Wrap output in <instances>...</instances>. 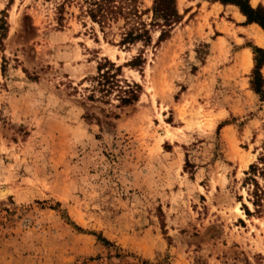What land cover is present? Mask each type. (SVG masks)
Here are the masks:
<instances>
[{
  "label": "rangeland",
  "instance_id": "374dc122",
  "mask_svg": "<svg viewBox=\"0 0 264 264\" xmlns=\"http://www.w3.org/2000/svg\"><path fill=\"white\" fill-rule=\"evenodd\" d=\"M154 1L101 27L84 0H0V264H264L259 25L176 0L164 26Z\"/></svg>",
  "mask_w": 264,
  "mask_h": 264
},
{
  "label": "trees",
  "instance_id": "16d2710c",
  "mask_svg": "<svg viewBox=\"0 0 264 264\" xmlns=\"http://www.w3.org/2000/svg\"><path fill=\"white\" fill-rule=\"evenodd\" d=\"M133 0H84V3L87 5V14L92 19L93 22L98 23L101 27H104V24H109L112 21H117L120 18H128L132 14L137 16V9L134 7H127L131 5ZM213 2H220L223 5H234L236 6L242 15L247 19V23H255L259 25L264 31V8L258 6L253 8L249 1L250 0H209ZM153 18L154 20L160 19L163 21L164 26H170L173 23L180 21V15L176 7V0H155L153 5ZM140 29H131L123 34L122 44H132L141 40L151 39L148 30H146L145 25L141 24ZM144 26V27H143ZM4 26L1 25L0 29L4 30ZM165 35V31H162L160 38L162 39ZM257 57L256 68L254 72V82L253 86L257 93H261V74L259 72L261 65L264 63V50L256 49ZM102 71V69H99ZM110 71L107 69L101 75L103 78L109 79ZM136 98H123L121 102L125 105L131 104L135 101ZM259 161L264 162V155H261ZM257 165H252L251 170H257ZM105 243L110 244L108 241L103 239ZM148 264V263H144Z\"/></svg>",
  "mask_w": 264,
  "mask_h": 264
},
{
  "label": "bare ground",
  "instance_id": "6f19581e",
  "mask_svg": "<svg viewBox=\"0 0 264 264\" xmlns=\"http://www.w3.org/2000/svg\"><path fill=\"white\" fill-rule=\"evenodd\" d=\"M254 1H256V0H253V2ZM240 17L244 18L242 15H240ZM251 35L255 39L257 45H259L261 47H264V34H263L262 29L259 26H256V25L252 26ZM250 55L251 54L249 52H246V54H245V58H246V61H247V62L245 61L246 63H250V61H251V56ZM6 192H7L6 190L0 191V193L2 195H5Z\"/></svg>",
  "mask_w": 264,
  "mask_h": 264
}]
</instances>
